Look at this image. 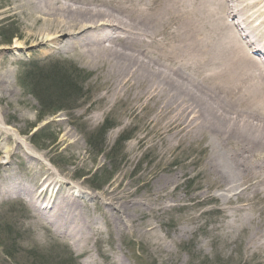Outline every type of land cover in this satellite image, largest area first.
<instances>
[{
  "label": "bare ground",
  "instance_id": "obj_1",
  "mask_svg": "<svg viewBox=\"0 0 264 264\" xmlns=\"http://www.w3.org/2000/svg\"><path fill=\"white\" fill-rule=\"evenodd\" d=\"M10 1L8 11L25 25L19 46L77 54L98 71V102L164 111L162 139L209 138L211 150L197 174L224 193L213 198L242 210L264 197V0ZM7 76L8 70L0 75L1 92L9 88ZM7 132L0 139L13 140ZM4 145L0 170L9 174L1 177L0 197H28L35 225L73 239L80 252L101 222L122 234L147 209L156 210L152 197L132 191L119 196V182L107 190L106 207L95 202V213L80 203L79 184L53 176L20 141ZM16 157L33 178L17 172ZM168 187L164 177L154 191L164 192V202L170 200ZM227 191H236V197ZM141 232L153 237L155 228L143 225Z\"/></svg>",
  "mask_w": 264,
  "mask_h": 264
},
{
  "label": "rangeland",
  "instance_id": "obj_2",
  "mask_svg": "<svg viewBox=\"0 0 264 264\" xmlns=\"http://www.w3.org/2000/svg\"><path fill=\"white\" fill-rule=\"evenodd\" d=\"M10 5L0 0V75L8 70L9 82L0 90V129L14 139L0 143L13 147L20 141L53 176L79 184L80 203L95 213V202L106 207L107 190L119 182V196L132 191L152 197L157 207L122 234L101 222L80 252L73 239L35 225L28 197L5 195L0 197V264H121V259L126 264H264V197L242 210L213 198L224 193L197 174L209 156V138L162 139L164 111L98 102L97 69L73 52L19 46L25 25L8 11ZM13 160L17 172L33 178L26 163ZM8 174L0 170L1 187V177ZM164 177L169 179L166 202L164 192L154 193ZM143 225L156 234L143 236Z\"/></svg>",
  "mask_w": 264,
  "mask_h": 264
},
{
  "label": "trees",
  "instance_id": "obj_3",
  "mask_svg": "<svg viewBox=\"0 0 264 264\" xmlns=\"http://www.w3.org/2000/svg\"><path fill=\"white\" fill-rule=\"evenodd\" d=\"M55 107H58V106H55ZM1 245H2V242H1Z\"/></svg>",
  "mask_w": 264,
  "mask_h": 264
}]
</instances>
